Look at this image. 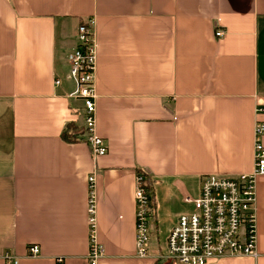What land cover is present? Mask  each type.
<instances>
[{"label":"crops","instance_id":"0c3cea01","mask_svg":"<svg viewBox=\"0 0 264 264\" xmlns=\"http://www.w3.org/2000/svg\"><path fill=\"white\" fill-rule=\"evenodd\" d=\"M89 19L95 131L107 146L95 159L87 142L62 138L68 123L84 129L67 57ZM258 103L264 0H0V264H89L91 175L97 264H176L166 241L191 211L183 198L204 175L252 172ZM138 173L152 208L146 258L135 256ZM256 195L257 258L209 264H264V175Z\"/></svg>","mask_w":264,"mask_h":264},{"label":"built area","instance_id":"2783aa9c","mask_svg":"<svg viewBox=\"0 0 264 264\" xmlns=\"http://www.w3.org/2000/svg\"><path fill=\"white\" fill-rule=\"evenodd\" d=\"M224 32L217 29L216 38ZM76 48L68 55V78L74 85L72 96L83 104V128L92 157L107 153L105 141L97 136L95 71L96 42L93 21L80 23L76 31ZM60 84L56 80L55 85ZM264 105L255 108L253 127L254 165L251 173L236 177L204 175L197 197L185 196L183 202L191 211L179 217L167 236V259L176 264H209L225 258H257L256 179L264 175ZM135 256L146 258L150 246L149 223L152 213L148 178L135 176L134 189ZM94 176L88 177V256L89 264H97L104 256L96 239ZM40 255L37 245L28 248L27 256ZM5 264H17L16 258L3 256ZM61 262V260H58Z\"/></svg>","mask_w":264,"mask_h":264},{"label":"trees","instance_id":"16d2710c","mask_svg":"<svg viewBox=\"0 0 264 264\" xmlns=\"http://www.w3.org/2000/svg\"><path fill=\"white\" fill-rule=\"evenodd\" d=\"M80 136L81 138H79ZM84 136H85V130L78 129L74 123H68L65 126V129L62 133V138L66 141L83 140L86 142V139Z\"/></svg>","mask_w":264,"mask_h":264},{"label":"rangeland","instance_id":"374dc122","mask_svg":"<svg viewBox=\"0 0 264 264\" xmlns=\"http://www.w3.org/2000/svg\"><path fill=\"white\" fill-rule=\"evenodd\" d=\"M164 264V263H163Z\"/></svg>","mask_w":264,"mask_h":264}]
</instances>
